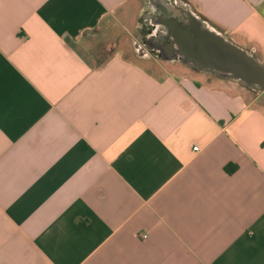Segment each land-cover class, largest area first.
<instances>
[{"label":"crops","instance_id":"0c3cea01","mask_svg":"<svg viewBox=\"0 0 264 264\" xmlns=\"http://www.w3.org/2000/svg\"><path fill=\"white\" fill-rule=\"evenodd\" d=\"M185 1L264 65V0ZM136 4L0 0V264H264V94L96 62Z\"/></svg>","mask_w":264,"mask_h":264},{"label":"water","instance_id":"95a60500","mask_svg":"<svg viewBox=\"0 0 264 264\" xmlns=\"http://www.w3.org/2000/svg\"><path fill=\"white\" fill-rule=\"evenodd\" d=\"M138 16L135 51L142 58L154 50L186 57L185 64L198 72L232 81L264 94V65L253 50L237 45L223 31L198 14L185 0H144ZM147 31L144 41L143 30Z\"/></svg>","mask_w":264,"mask_h":264},{"label":"rangeland","instance_id":"374dc122","mask_svg":"<svg viewBox=\"0 0 264 264\" xmlns=\"http://www.w3.org/2000/svg\"><path fill=\"white\" fill-rule=\"evenodd\" d=\"M144 0H137V4H136V10L137 12L140 11L139 9H141L143 6H145ZM137 26H138V21L134 20L133 23L129 26V30L130 32H125L124 29H121L120 26L118 24L115 25V23H108L103 27H107V31L104 34V29L103 28L100 32V37H96V39H94V42L97 43H101L99 45V50L96 52L97 56L95 57L96 62H100L105 60L108 56H110L111 54L115 53L120 47L121 49L124 51V56L129 58V60L136 62V63H140L142 65H144L146 68H149L150 70H158V71H162L164 69H172V71H181V72H190L189 70L182 68L181 66H177V67H170L168 65H161L162 62L160 60H158L157 56H152L150 58H142L141 56H139L136 51H135V40L137 39ZM122 31V33H120V31ZM123 34V35H121ZM118 37H120V39H116ZM123 36V38L121 37ZM123 41L122 45L119 46L118 41L120 40ZM160 63V65H159Z\"/></svg>","mask_w":264,"mask_h":264},{"label":"flooded vegetation","instance_id":"af4514ba","mask_svg":"<svg viewBox=\"0 0 264 264\" xmlns=\"http://www.w3.org/2000/svg\"><path fill=\"white\" fill-rule=\"evenodd\" d=\"M147 31H149L148 29H146V30H143V32H142V35L144 36V41L145 40H147ZM150 32V31H149ZM154 52H156V50H154ZM160 54V53H159Z\"/></svg>","mask_w":264,"mask_h":264},{"label":"built area","instance_id":"2783aa9c","mask_svg":"<svg viewBox=\"0 0 264 264\" xmlns=\"http://www.w3.org/2000/svg\"><path fill=\"white\" fill-rule=\"evenodd\" d=\"M198 150H199L198 147H194V151H198ZM141 237H142L143 239H146L148 236H147V234H143V235H141Z\"/></svg>","mask_w":264,"mask_h":264}]
</instances>
